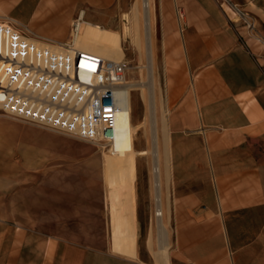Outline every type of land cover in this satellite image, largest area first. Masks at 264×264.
<instances>
[{
    "label": "crops",
    "instance_id": "0c3cea01",
    "mask_svg": "<svg viewBox=\"0 0 264 264\" xmlns=\"http://www.w3.org/2000/svg\"><path fill=\"white\" fill-rule=\"evenodd\" d=\"M224 1L160 0L155 108L160 217L173 233L167 260L142 259L138 249L128 256L129 240L111 230L109 250H100L0 220V264H264V0ZM113 3L0 0V18L64 41L78 11ZM228 3L254 27L232 20Z\"/></svg>",
    "mask_w": 264,
    "mask_h": 264
},
{
    "label": "rangeland",
    "instance_id": "374dc122",
    "mask_svg": "<svg viewBox=\"0 0 264 264\" xmlns=\"http://www.w3.org/2000/svg\"><path fill=\"white\" fill-rule=\"evenodd\" d=\"M221 2L225 3L224 0ZM228 5L237 9L231 3ZM170 7L180 22V8L174 1ZM141 9L140 0H114L111 7L90 11L93 15L83 14L80 20V35L121 48L122 60L128 62L127 82L147 79ZM150 10L156 99L159 82L163 79L160 0H150ZM79 13L73 16L71 25ZM229 14L232 20H241L238 15ZM6 19L9 20L0 18V21ZM71 25L67 39L51 42L57 45L70 42ZM22 31L27 37L35 38ZM130 107L135 126L133 149L135 152L147 151L151 147V128L145 87L131 90ZM109 143L112 146V142ZM110 145L83 139L0 109V220L62 237L72 244L109 250L107 188L112 235L129 240L128 256H136L138 249L142 259L152 260L153 251L158 250V235L151 155L132 153L120 157L111 153ZM166 228L168 253L173 233L169 225Z\"/></svg>",
    "mask_w": 264,
    "mask_h": 264
},
{
    "label": "built area",
    "instance_id": "2783aa9c",
    "mask_svg": "<svg viewBox=\"0 0 264 264\" xmlns=\"http://www.w3.org/2000/svg\"><path fill=\"white\" fill-rule=\"evenodd\" d=\"M231 10L248 29L254 27L245 12ZM80 14L71 25V43ZM21 35L27 36L14 22L0 21V109L110 145L115 121L129 110L128 62L69 48L70 42L60 43L68 54L41 51Z\"/></svg>",
    "mask_w": 264,
    "mask_h": 264
},
{
    "label": "bare ground",
    "instance_id": "6f19581e",
    "mask_svg": "<svg viewBox=\"0 0 264 264\" xmlns=\"http://www.w3.org/2000/svg\"><path fill=\"white\" fill-rule=\"evenodd\" d=\"M141 10H142V28H143V37L145 43V51L147 58V79L146 81L140 82H127V88L129 91V110L123 113L114 123V134L113 137L109 138L112 142V146L110 151L113 155H117L120 157L128 156L132 153H137L139 155H144L149 153L152 159V181H153V192L156 201V228L158 235V250L153 251V254L156 258H159L162 262L166 259L167 253V235H166V224L161 216L162 214V206H161V181H160V167H159V151H158V136H157V127H156V116H155V95H154V78L152 71V51H151V10H150V0H140ZM83 19V12L80 14V20ZM79 20V23L81 24ZM135 20V17H133ZM20 39L26 42L30 47H34L41 51H46L49 53H65L68 52L65 50L66 47L63 45H57L51 42V40H38L32 37H27L24 35L20 36ZM69 46L73 49L82 50L86 52L94 53L103 59L112 60V61H120L123 59L124 54L121 48L118 45H104L96 40L87 38L85 36L80 35L79 31L75 35L73 42L69 43ZM69 47V48H70ZM16 85L15 83L12 86ZM138 85V86H137ZM23 86V85H22ZM147 89L148 93V103H149V122L151 128V147L150 149L137 151L133 149V134L135 126L132 124L131 117V107H130V92L133 89L143 88ZM107 193V190H106ZM108 201V217H109V230L112 229L111 226V212L109 199L106 194ZM158 263V262H157Z\"/></svg>",
    "mask_w": 264,
    "mask_h": 264
}]
</instances>
